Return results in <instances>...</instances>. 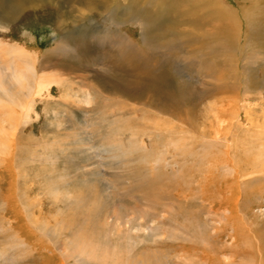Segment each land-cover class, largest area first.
Returning <instances> with one entry per match:
<instances>
[{"label":"rangeland","instance_id":"rangeland-1","mask_svg":"<svg viewBox=\"0 0 264 264\" xmlns=\"http://www.w3.org/2000/svg\"><path fill=\"white\" fill-rule=\"evenodd\" d=\"M224 1L236 11L229 40L238 59L240 77L235 85L244 90L246 82L252 92L237 113L251 114L259 125L264 122V22H255L252 27L242 16L241 7H250L252 0ZM137 3L0 0V42L45 54L49 62L45 76L51 77L54 86L51 96L40 97L38 115L31 114L30 126H35L32 139L19 149V161L12 171L0 162V264H209L201 252L210 249L212 253V245L221 249L219 264H264L262 149L250 146V179L254 181L246 188L243 201L250 203V211L248 216L240 213L258 236H252L253 242L238 248L232 247L227 237L219 239L220 243L215 238V242L213 215L207 213V205L203 206L199 198L189 196L188 184L198 191L200 171L206 168L201 165L205 160L189 157L193 151L203 154L201 148L192 145L202 141L195 133L223 130L217 125L215 109L221 97L213 84L206 82L203 66L205 54L210 50V54H216V50L201 48L193 54L181 47L176 55L169 50L167 55V49L157 47L156 33L149 30L154 21L144 7L146 2ZM112 11L116 12L113 16ZM251 11L262 18L264 5ZM139 17H145L144 21ZM140 22L146 24L144 33L138 27ZM105 34H125L149 49L154 62L159 63L157 75L169 86L156 91V95L160 99L163 92L166 96L179 94L184 109L191 112V127L184 129L181 117L164 118L149 106L146 83L138 91H129L136 76L120 65L118 48L96 39ZM248 40L250 50L261 57L256 65L246 63ZM61 41L68 43V49L60 55L53 48ZM65 60L74 67L57 65ZM122 78L127 91L119 85ZM159 99L155 102L164 105L166 98ZM156 122L173 129L166 135L165 129L157 133ZM192 126L197 132L191 131ZM237 133L249 146L253 132L243 128ZM219 151L211 150L216 155ZM257 239L262 244L261 253Z\"/></svg>","mask_w":264,"mask_h":264},{"label":"bare ground","instance_id":"bare-ground-1","mask_svg":"<svg viewBox=\"0 0 264 264\" xmlns=\"http://www.w3.org/2000/svg\"><path fill=\"white\" fill-rule=\"evenodd\" d=\"M135 1L136 3H142L143 1L146 2L144 7L148 11L150 19L154 21V23L150 25L152 28L149 30L153 34L156 33L155 38L158 41L157 47L162 50L167 49V55L169 51L175 54V51L177 52L181 49V47H183L186 52L188 50L190 52L194 51L193 54H195L196 50H199L201 48H215L216 50V54H210L212 50L205 54V56L203 57V59H205V65L203 66L206 82L209 80L213 84V87H215L217 94L221 97V101H219V108L216 105L215 109L218 113L217 125L223 128V130L219 131L218 129L214 132H205V135L201 132L195 133L197 138L202 137V141H198V143L194 141L192 145L197 146L198 149L201 148L203 154L198 155L193 151L190 152L189 157H195L196 160L198 158L197 161L200 162H203L205 160L206 164L201 163V165H205L206 168L204 171H200L202 172V176L196 183V185H198L199 187L198 191L196 189L194 190V188L191 187L192 184H188L189 189L191 188L189 191V196L193 199L199 198L203 206L207 205V213L209 215H213L214 218L211 220V222L214 223V232L212 233V238L215 242V238H217L218 240H224L223 238L227 237L229 238L228 240L231 241V246L234 248H238L239 246L241 247V244L243 243L249 244L253 242L252 236L254 238H258V236L257 234L254 235L250 222L242 217L240 213H243L246 216L249 215L250 203L246 205L245 203H243V201L246 197V188H248L249 183L254 181V179H250L252 175L250 171L251 168L249 167V154L252 151L250 146L257 145V149L260 148V151L262 149L264 153V144H261V142L264 143V122H259V126L254 120L255 118H253L251 114H245V116H242L241 114L237 113L240 107L242 108L243 106H246L245 103L248 102L250 94H252V92L249 90L245 81V84L243 86L244 90H242L241 87L235 85L237 83V80L239 79L238 77H240V74L237 73L239 70L237 68L238 59L236 58L235 50L232 47L233 43L229 40L233 34L232 28L230 26L232 25L233 17L234 15H236V11L234 10V8L229 7L224 0ZM251 2L253 3L250 7L246 8L245 4L244 7H241L240 10L243 9L242 16L245 20H248L249 26L253 27L255 22H264V16H262V18H256L255 15L257 13L255 11H251V9L260 8L262 4L264 5V0H252ZM115 13V11H112V16ZM150 13H152V16H150ZM144 19L145 17L142 20L140 18L141 21H144ZM167 22L169 23V26L166 24ZM143 23L144 22H140L137 24L138 27H141L142 32L144 33V25L146 24ZM111 24L112 29V26L114 24L112 19ZM164 24H166L167 26H164ZM211 25H214L213 28H209L210 30H205L206 27ZM255 28L253 29V31L255 30ZM249 31L252 33L251 28L248 29V32ZM215 34L219 35V37H215ZM220 35L222 36L220 37ZM225 35L228 36L224 37ZM96 39L100 43H105L104 45L118 48V54H120L121 56L120 65L123 68H130L131 72L135 74L137 80H133L129 84V91H138V89H141L146 83L147 88H149L146 89V92L148 93H146L145 99L147 100L146 102L147 104H149V106H154L158 112H161L160 114L163 115V117H181V125H183V128L191 127L192 124L188 121V114L191 112L188 109H184L185 106L181 101L179 94L171 96L169 95V93H167L168 95L166 96L163 92L162 97L166 98L164 105L159 106L155 102L159 99V97L156 95V91L158 92L159 89H165V87L169 86H165V80L163 79V77L161 75H157L156 65L159 63L156 64L154 62L155 56L152 55L147 47L136 44L129 36L125 34H120L119 36L114 37H110L108 34H105ZM151 42H153L152 39ZM247 44L249 46V54L246 57V63L248 65H256L261 57L256 56L252 49L250 50L249 40ZM67 49L68 43L66 41H61L58 45L55 46V48H53V51L61 55L60 51L67 52ZM190 52L188 53L189 55L191 54ZM192 55L190 56L192 57ZM209 57L212 59L211 61L207 62L206 60H208L207 58ZM168 61L169 60H167L166 62ZM201 61L202 60H200V62ZM200 62L198 60L196 61L199 66H201ZM48 63L49 62L45 54L39 52H29L24 47L18 44H5V42H0V162L6 163L8 165V168L10 167L11 171L15 164L19 161V149H21V147H23L30 141V139H32L30 136L33 134L35 126H30L32 123L30 119L32 113L38 115L36 109L40 107L38 106V103L42 102L40 97L43 96V94H46L48 98V96H51L53 92L54 86H52L51 77L45 76L46 71H48ZM57 65H63L71 68L74 67L71 66L70 63H68V61L66 60L64 62L58 61ZM189 65L190 64H188V66ZM194 71L198 72L199 74L201 73L198 68H195ZM119 85L122 90H128L125 87L126 85L124 79L123 81H120ZM37 97H39L40 99H37ZM162 97L160 99H162ZM243 97H246L245 100H243ZM169 99H171V101H169ZM86 101L88 103L90 102V99H87ZM152 109L153 108H151L150 110ZM183 110H185L184 113L182 112ZM153 117L156 118V116ZM37 118L39 117L37 116ZM155 126L157 127L155 129L156 132L159 130L163 132V129H165V135L168 132L170 133V130L173 129L169 128V125L164 122H156ZM195 128L194 126H192L191 131L194 130L195 132H197ZM243 128H246L247 131H252L254 134L252 135L253 139L251 140L249 146L245 145V140H242L238 137L239 134L237 132H239ZM259 129H263L262 133L259 131ZM28 130H30L31 132H28ZM213 148H220V151L219 153H217V155L211 152ZM220 240L219 243L221 242ZM257 240V246L261 253L262 244L260 243V239ZM227 247L230 248V246ZM227 247L224 250L225 254H227ZM211 248L213 249L212 253V250L209 251L210 249L203 250L201 252L204 255L203 258L206 262H210L209 264H219L220 260L218 256L221 253V249L218 246L216 247L217 249H214L215 247H213V245ZM77 253L78 252H76V254ZM64 254L66 253L64 252Z\"/></svg>","mask_w":264,"mask_h":264}]
</instances>
